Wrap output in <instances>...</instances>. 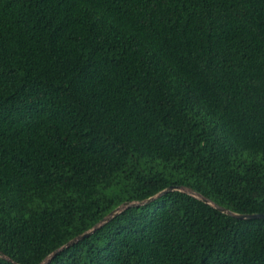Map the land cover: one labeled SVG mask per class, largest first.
I'll return each mask as SVG.
<instances>
[{
  "label": "trees",
  "instance_id": "16d2710c",
  "mask_svg": "<svg viewBox=\"0 0 264 264\" xmlns=\"http://www.w3.org/2000/svg\"><path fill=\"white\" fill-rule=\"evenodd\" d=\"M191 194L264 214V0H0V264H264Z\"/></svg>",
  "mask_w": 264,
  "mask_h": 264
},
{
  "label": "water",
  "instance_id": "95a60500",
  "mask_svg": "<svg viewBox=\"0 0 264 264\" xmlns=\"http://www.w3.org/2000/svg\"><path fill=\"white\" fill-rule=\"evenodd\" d=\"M173 191H182L184 192L185 190L183 188H179V187H169L166 190L162 191L161 193H159L158 195H156L155 197H152L144 202L141 203H124L122 204L120 207L116 208L114 211H112L107 217H105L97 226H95L92 230L88 231L87 233L82 234L81 236L76 237L75 239H73L72 241H70L65 247H68L70 245H73L74 243L88 237L90 234H92L99 226H101L102 224L108 222L111 218H113L114 216H116L117 214H119L120 212H122L124 209H126L127 207H134V206H139V205H143L145 203H148L152 200H154L155 198L167 193V192H173ZM197 198L202 199L205 203L212 205L211 203H209L208 200L201 198L200 196H196L195 194H191ZM214 206L217 210H219L220 212L233 216L237 219L240 220H244V219H264V214H249V215H239V214H234L230 211H227L226 209L216 206V205H212ZM63 247V248H65ZM63 248L57 250L56 252H54L51 256H49L43 263L41 264H46L56 253H58L59 251H61Z\"/></svg>",
  "mask_w": 264,
  "mask_h": 264
}]
</instances>
